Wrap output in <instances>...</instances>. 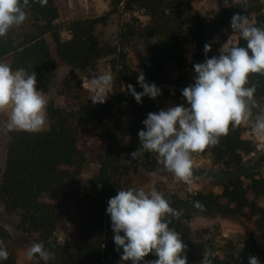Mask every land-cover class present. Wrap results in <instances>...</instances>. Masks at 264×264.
Returning <instances> with one entry per match:
<instances>
[{
    "label": "trees",
    "instance_id": "obj_1",
    "mask_svg": "<svg viewBox=\"0 0 264 264\" xmlns=\"http://www.w3.org/2000/svg\"><path fill=\"white\" fill-rule=\"evenodd\" d=\"M114 8L132 16L122 26L116 44L98 31L100 25L108 23L109 15L74 19L64 29L57 0H48L44 6L38 0H29L24 9L25 22L0 38V62L9 64L13 71L23 68L29 74L35 72L37 90L53 96L47 106L48 127L39 133L0 127V205L8 215L18 217V228L23 233L55 253V259L47 264L123 263V250L115 251L114 233L106 212L110 198L120 190L130 189L127 184L132 171L121 163L120 157L139 150L138 133L146 130L143 121L148 113L162 110L172 84L176 87V106H187L181 92L195 82L193 65L205 61L204 45L211 46L207 58L220 55L212 43L218 28L231 29L234 14L246 16L252 21L250 25L264 28L262 0L222 10L221 19L212 23L194 13V0H114ZM135 13L147 17V23H140L133 16ZM64 30L69 32L68 39L63 37ZM188 45L194 47L190 61L186 57ZM233 46L246 47V41L238 36ZM132 53L141 54L146 82L161 89L156 100L145 96L138 104L127 92L128 84L137 92L142 91L133 75ZM105 59H109L111 66L112 88L104 104H93V91L85 86L81 72ZM172 67L175 80L171 78ZM60 68L67 72L55 84ZM252 85L256 86L254 98H264V75L251 74L247 86ZM127 118L131 120L129 134L124 133ZM94 131L106 150L99 156V173L90 190L80 196L79 178L89 164L80 141ZM245 132L243 124L230 125L228 135L221 136L218 144L192 154L212 160L219 172L216 183L222 188L221 193L192 190L167 200L178 213V218L166 219L171 220L169 228L178 232L186 245L187 264H248L249 255L264 264V155L246 159L256 153L257 146L245 137ZM157 159L155 153L142 152L133 160L137 163L136 171L159 168L162 165ZM66 188L67 193L58 197ZM195 201L204 205L203 211L193 206ZM208 214L247 219L258 234L255 242H249L238 252L218 253L193 227V217ZM67 217L78 224L77 242L63 243L56 236L60 223ZM0 239L9 253L0 264H18L11 250V236L1 222ZM35 259L45 264L38 257ZM155 259L150 254L145 257V264Z\"/></svg>",
    "mask_w": 264,
    "mask_h": 264
},
{
    "label": "clouds",
    "instance_id": "obj_2",
    "mask_svg": "<svg viewBox=\"0 0 264 264\" xmlns=\"http://www.w3.org/2000/svg\"><path fill=\"white\" fill-rule=\"evenodd\" d=\"M38 2L44 6L48 0ZM28 6L29 0H0V38L25 22L24 9ZM230 27L246 41V47L232 46L225 53L222 49L226 43L219 57L207 58L211 46L206 43L205 61L193 65L194 84L181 92L187 106L181 104L148 113L143 121L146 130L138 133L140 148L130 153L133 160L142 152L157 154V163L187 185L188 192L193 190L192 154L218 144L221 136L228 135L230 125L237 127L250 121L252 107L256 106V86H247L249 76L264 75V28L250 25L248 18L239 14L233 15ZM111 82L112 77L106 74L91 80L93 104L106 102ZM137 84L141 92L132 84L127 85V92L138 104L145 96L156 100L162 94L155 83L146 82L143 71L137 76ZM36 85L35 72L29 74L23 68L13 71L9 64L0 62V113L8 114L9 131L39 133L44 129L48 100ZM252 130L257 137L264 136V114L255 120ZM193 206L204 210L199 201ZM106 212L111 220L115 251L123 250L121 261L145 264V257L154 254L157 259L150 264H187L186 245L180 234L169 228L171 220L166 219L178 218V213L161 193H146L143 188L120 190L109 199ZM8 257L5 243L0 239V261ZM37 257L47 264L55 259V253L45 250L41 243H33L26 258ZM248 264H259V260L249 255Z\"/></svg>",
    "mask_w": 264,
    "mask_h": 264
},
{
    "label": "rangeland",
    "instance_id": "obj_3",
    "mask_svg": "<svg viewBox=\"0 0 264 264\" xmlns=\"http://www.w3.org/2000/svg\"><path fill=\"white\" fill-rule=\"evenodd\" d=\"M250 0H228V6L225 7V0H194V13L201 16L203 19L212 23V20L219 21L221 19L220 12L222 10H228L230 7L247 2ZM263 5H264V0ZM60 10L61 19L60 24L64 25L66 29L70 21L79 18H88L95 16H107L109 20L106 25H100L98 31L102 33V37L106 40L116 44L118 43L119 33L122 26L129 21L132 16L121 12H116L114 8V0H57ZM139 22L147 23V17L140 13L133 15ZM252 23V21H249ZM238 33L233 32L229 27L218 28L215 31V36L212 41L217 53L221 54V49L224 44L226 46L222 49L225 53L228 48L236 45L238 42ZM63 37L69 38V32L63 31ZM194 47L188 45L186 47V57L188 61L191 60ZM131 64L133 67V75L138 76L142 71L139 53H132ZM67 72L66 68H60L57 74L56 82L63 77ZM110 75L112 77L111 66L109 59H105L96 67L87 68L81 72V77L85 86L92 90L90 84L92 79H98L100 75ZM175 69H171V78L175 80ZM113 79L107 92L111 90ZM171 94L167 97L163 104L162 110H167L169 107L176 106L175 101V85L170 86ZM44 95V94H43ZM48 104L53 99V96L44 95ZM255 107H252V117L250 121L243 124L246 132L245 137L254 141L257 146V151L246 157L248 161L254 157L257 159L264 155V136L257 137L253 132L255 120L264 114V98H254ZM47 104V106H48ZM47 115V109H46ZM8 122V114L0 113V127L6 128ZM48 127L47 123L44 127ZM7 129V128H6ZM131 131V120L127 118L124 122V133L129 134ZM81 148L85 151L89 164L83 171L79 178L80 189L82 194L88 192L91 188L92 181L99 173V156L106 150V145L103 141L97 137V132L94 131L91 136L86 137L80 141ZM121 163L129 167L132 171L128 179L127 186L131 189L143 188L145 192L157 191L163 195L166 200H172L174 197H182L186 194L187 185L176 180L174 175L167 171L163 166L155 170L138 169L136 171L137 163L131 159V156L122 154L120 157ZM126 161H129L128 163ZM193 191L205 190L207 192L213 191L215 193H221L222 188L216 183L218 176V169L213 164L212 160L208 156H193ZM264 172V169H262ZM154 174V175H153ZM69 188H66L61 192L58 197H63ZM0 222L6 228L11 236L10 246L12 253L15 255L18 264H39L36 259L28 260L26 258L27 249L33 244L38 243L36 239L30 235L23 233L18 228V217L8 215L0 205ZM193 227L197 235L204 237L208 242L213 245V248L218 253H224L226 251L238 252L244 249L249 242L254 243L257 237V232L254 225L245 218L223 215V214H208L197 215L192 219ZM79 228L77 222L67 217L59 225L56 236L63 243H74L79 240ZM121 264H128L123 262Z\"/></svg>",
    "mask_w": 264,
    "mask_h": 264
}]
</instances>
